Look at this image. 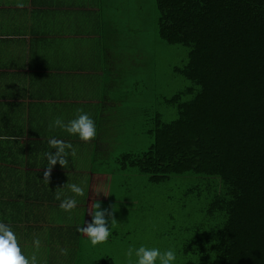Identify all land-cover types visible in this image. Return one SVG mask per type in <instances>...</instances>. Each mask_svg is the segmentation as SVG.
Masks as SVG:
<instances>
[{"label": "crops", "instance_id": "crops-1", "mask_svg": "<svg viewBox=\"0 0 264 264\" xmlns=\"http://www.w3.org/2000/svg\"><path fill=\"white\" fill-rule=\"evenodd\" d=\"M22 2L0 0V224L38 264H64L62 249L91 245L78 229L96 205L124 197L109 188L121 173L112 152L120 143L126 148L118 126L135 117V107L122 106L131 86L121 49L134 38L120 31L131 14L110 0ZM82 113L95 123L91 141L50 127L57 117L67 123ZM52 138L71 144L74 155L45 179ZM71 184L84 195L75 196ZM67 198L77 200L71 212L61 208ZM116 212L113 205L106 215Z\"/></svg>", "mask_w": 264, "mask_h": 264}, {"label": "trees", "instance_id": "trees-1", "mask_svg": "<svg viewBox=\"0 0 264 264\" xmlns=\"http://www.w3.org/2000/svg\"><path fill=\"white\" fill-rule=\"evenodd\" d=\"M137 2L110 0L129 7L128 13ZM155 5L159 39L188 49L186 65L174 73L197 88L166 100L177 118L168 123L159 116L149 118V148L116 155L115 163L123 174L136 170L148 176L150 184L189 174L213 178L218 185L205 196L208 230L185 245L190 259L182 264H264V0H155ZM128 26L120 32L134 39L121 51L127 53V77H135L129 67L136 68L142 18L132 32ZM137 84L143 86L135 82L129 92L142 91ZM136 106L132 101V122L120 124L126 142L138 134L135 119L142 112ZM119 198L100 204L107 211L119 208L107 214L114 221L127 212V199L135 195ZM112 226L107 243L85 242L57 255L64 264H114L111 258L95 259L116 241Z\"/></svg>", "mask_w": 264, "mask_h": 264}, {"label": "rangeland", "instance_id": "rangeland-1", "mask_svg": "<svg viewBox=\"0 0 264 264\" xmlns=\"http://www.w3.org/2000/svg\"><path fill=\"white\" fill-rule=\"evenodd\" d=\"M131 10L135 11L130 13L131 24L128 29L131 30L142 18V31L139 27L142 43L137 60H134L136 68L129 67L135 71V77L128 76L127 83L134 87L135 82L142 81L143 86L137 84V89H142L139 92L126 91V97L131 101L122 106L132 107V101H135L136 109L142 113L135 119L140 122L136 128L138 134L126 142V148L122 149L121 143L117 145V150L112 152L114 156L126 149L134 153L146 151L152 144L147 134L151 123L149 118L159 116L166 123L175 120L176 111L165 101L186 88H197L174 73V68L186 65L188 49L181 45L166 44L159 39L155 0H138ZM109 131H115L113 125ZM118 184L120 188H117ZM215 184L213 178L189 174L172 176L162 184H150L148 176L136 170L119 173L110 184V192L120 190V195L124 192L127 198L134 194L135 199H127V212L120 214L119 219L113 222L112 227L117 228L116 241L104 246L102 252L96 253L95 259L111 258L114 264H127L129 247L144 245L158 247L162 251L172 248L177 253V264L184 263L190 259L183 252L185 245L208 230V222L204 217L205 196L209 190L218 189ZM125 187L130 188L123 190Z\"/></svg>", "mask_w": 264, "mask_h": 264}, {"label": "clouds", "instance_id": "clouds-1", "mask_svg": "<svg viewBox=\"0 0 264 264\" xmlns=\"http://www.w3.org/2000/svg\"><path fill=\"white\" fill-rule=\"evenodd\" d=\"M16 6L24 7L22 0H17ZM50 127L61 128L69 135L78 136L80 140L85 142L93 140L96 136L95 123L87 113H82L76 119L67 123L57 117L50 124ZM49 146L55 152L45 153L48 161V167L44 172L45 179H48L51 169L57 163L62 168L67 167L69 164L68 158L74 155V152L71 151L72 145L65 143L63 140L52 138L49 140ZM70 190L75 196L84 195V189L77 184H71ZM57 198L59 199V197ZM76 206L77 200L75 198H67L61 203V208L65 212H71ZM106 212L107 210L101 209V206L97 204L95 210L91 213V222L84 221L83 226L78 229L93 246L107 243L112 234L111 226L114 220L111 216L106 215ZM33 243L37 247L40 245L38 239L34 240ZM61 254L67 255V249H62ZM126 257L127 264H177V253L172 248L162 251L158 247L149 248L144 245L138 248L129 247ZM0 264H38L36 255L27 257L23 253L17 235L5 224H0Z\"/></svg>", "mask_w": 264, "mask_h": 264}]
</instances>
